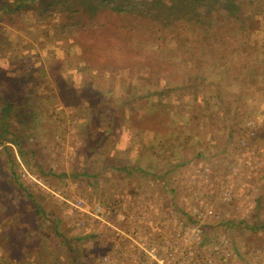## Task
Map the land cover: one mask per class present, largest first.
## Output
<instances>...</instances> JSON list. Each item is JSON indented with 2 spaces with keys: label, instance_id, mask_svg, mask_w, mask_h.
Wrapping results in <instances>:
<instances>
[{
  "label": "rangeland",
  "instance_id": "374dc122",
  "mask_svg": "<svg viewBox=\"0 0 264 264\" xmlns=\"http://www.w3.org/2000/svg\"><path fill=\"white\" fill-rule=\"evenodd\" d=\"M11 1L0 0V96L8 104L4 118L0 113V264H4L5 225L12 220L11 215L5 220L6 212L13 203L20 222L13 221L14 232L8 234L14 233V241L28 231L26 242L39 246L35 263L40 258L43 264H102L97 238L103 232L111 236L112 229L104 227L102 232L95 220L90 221V229H78L72 202L81 197L91 205L111 201L122 185L180 191L176 173L196 165L209 164L220 180L229 170V161L236 159L231 156L248 118L259 122L253 144L264 150V60L255 63L257 54L264 55V45L247 49L246 59L237 56L233 68L225 67L221 83L216 78L200 80L206 70L216 76L213 65L220 55L216 52L215 63L210 64V58L206 64L213 47L184 49L176 42V32L189 33L174 32L176 23L145 34L148 39L159 38L151 63L149 49L135 60H122L120 41L113 40L107 49L103 41L96 49L98 55L116 56L103 64L90 58L89 52L84 55L82 47L76 51L77 40L99 32L96 24L81 27L72 13L59 17L58 11L65 9L60 6L50 10L52 16L42 17L38 8L31 9L37 0L9 13L5 6ZM167 16L165 11L159 13L163 23ZM228 49L219 46L218 53ZM188 53L194 54L191 61L184 60ZM110 74L115 81L106 77ZM194 81L205 82L193 87ZM169 87L175 90L155 92ZM24 169L35 179L25 177ZM14 174L43 215L34 213L25 190L13 184ZM239 182L233 201H216L230 213L240 209L236 222L210 231L223 230L249 254L252 248H264V176H246ZM247 188L255 190L250 192L251 205ZM254 261L250 259L252 264H264V259Z\"/></svg>",
  "mask_w": 264,
  "mask_h": 264
},
{
  "label": "built area",
  "instance_id": "2783aa9c",
  "mask_svg": "<svg viewBox=\"0 0 264 264\" xmlns=\"http://www.w3.org/2000/svg\"><path fill=\"white\" fill-rule=\"evenodd\" d=\"M259 131V122L248 118L245 134L234 146L231 156L236 159L229 161V170L222 179L218 180L209 164L176 173L175 184L181 189H173L179 193L181 213L178 214L174 206L164 208L168 211L162 213L163 205L150 201L147 198L150 196L93 205L81 197L71 203V212L77 218L76 227L90 229V221L95 220L118 233L113 239L114 251L102 256V264H252L250 259L253 258L256 259L253 263L259 262L264 259V248H252L247 252L250 256L223 230L210 231L234 224L236 211L240 210L237 207L230 213L216 201H233L237 196L236 185L244 177L264 176V150L253 144ZM23 175L32 177L26 169ZM249 190L247 188V200L251 205L250 192L255 190ZM115 212L122 214L123 224L113 220L111 215Z\"/></svg>",
  "mask_w": 264,
  "mask_h": 264
},
{
  "label": "trees",
  "instance_id": "16d2710c",
  "mask_svg": "<svg viewBox=\"0 0 264 264\" xmlns=\"http://www.w3.org/2000/svg\"><path fill=\"white\" fill-rule=\"evenodd\" d=\"M29 1L30 0H13L7 3L5 9L10 13L14 9L17 10L18 8H24L29 5ZM59 6L65 8L63 10L64 12L58 11L56 15L59 17L61 13H72L75 18V23H79L81 27L88 25L92 26L94 24L98 26L97 29H99V32H94L86 36L84 40H77L79 47L76 51H79L80 47H82V53L84 55L89 52L88 56L90 58L94 60L100 59L99 61L102 60L101 63L103 64H110L111 61L114 60L112 58L116 56L114 54L108 56L98 55V50L96 49H99L98 47L101 45L99 42L102 41L104 42L103 46L107 49V44L113 40L120 41V50L123 48L121 54H124V58H121L122 60H135L136 55L140 53L146 55L149 49L153 52V54L149 55L151 58L148 60V63H151V61L155 59L154 53L157 45H159V38L157 39L154 37L148 39L145 34H149L152 28L159 27L157 31H160L163 29V25L167 24L171 26L176 23L174 25L177 28L174 32L178 29H184V32L189 33L181 35L179 31L176 32V35H178L176 42H180L184 49L188 46L194 47V45H196L198 47L203 44L210 48L213 47L214 50L209 48L213 53L208 51L206 64L210 58V64H212V61L215 63V57L220 55L218 57L219 61L213 65L216 76L214 77V74H209L208 70H206L203 72V77L201 74L200 80L208 79V81H213L216 78V80H219L218 83H221L220 80L224 78L223 74H225L226 71L225 67L229 66L233 68L234 66L232 63L237 56L243 58L247 49H255L260 45H264V35H261L264 33L261 32V30H264V0H37L32 5L31 9L38 8L39 14L42 17H46L47 15L52 16L50 10L58 9ZM31 9H27V11ZM162 11L168 14L165 23L161 22L159 18V13ZM153 12H157V14H153ZM192 13L194 14L192 15ZM217 14L219 15L217 16ZM62 19L65 18L62 17ZM214 25H216V28L213 30L212 27H214ZM226 28L228 31L223 32ZM170 39H173V36L170 37ZM111 44L113 45L114 43ZM150 45L151 47H149ZM219 46L228 47L229 51L227 53H218ZM231 46H233V48H230ZM92 49L96 51V53H93L94 51ZM216 52L218 55L215 54ZM193 55L192 53H188L187 55L184 54V60L191 61L190 59H192ZM246 58L247 57H244L243 59ZM259 59L264 60V55L257 54L255 63L259 61ZM137 62L145 64V61L141 59L137 60ZM254 64H252L253 71H257V67L254 66ZM243 65H246V63ZM1 66L2 65H0V67ZM218 67H222L224 72H218ZM237 69L240 71L241 65H239ZM106 77H109L111 80L114 79L115 81L113 74ZM203 82L195 83L194 81L192 85L193 87H197ZM173 90H175V87H169L168 89L162 88L155 90V92L164 94ZM149 94L150 92L146 93V95ZM6 101L4 96H0V113L3 118L4 108L8 105ZM13 141L17 142V138H13ZM14 183L25 190L15 174L13 176V184ZM25 192L28 199L34 204V213L38 216L40 214L43 215V210L38 203H36L32 194L27 190H25ZM6 213L7 216L5 220H8L9 215H11L12 220L11 223H7V226L5 225L6 228L4 230L6 231L4 232V248L6 250L1 248L3 250L2 252H4V264H26L30 260H32L34 264H43V260L40 258H38L37 263L34 261L36 258L34 252L39 246H37L34 241H31V244L26 242L24 236L29 235L28 231L25 232L24 236H22V234L18 235L17 239L14 241L12 239L14 238V233H12V236L8 234L9 230L13 229L14 232L12 222L14 221V224H16V221L20 222V215L17 213V208L14 203L11 204V207ZM237 223H240V220H238ZM54 229H57L56 225ZM5 235L7 236L5 237ZM9 239H11L12 245L9 244ZM2 242L3 239L0 238L1 246ZM7 243L8 245L6 246ZM40 245H42V243ZM19 252H21L23 256L19 254Z\"/></svg>",
  "mask_w": 264,
  "mask_h": 264
},
{
  "label": "crops",
  "instance_id": "0c3cea01",
  "mask_svg": "<svg viewBox=\"0 0 264 264\" xmlns=\"http://www.w3.org/2000/svg\"><path fill=\"white\" fill-rule=\"evenodd\" d=\"M174 190L175 189L155 190L154 188H149L147 186L141 188V187H131V186L122 185L118 187L117 190H114V196L111 201L114 203L115 200L126 199V198H131V199L136 200L137 196L139 195H142L145 197L150 196V197H147V198H150L149 199L150 201H157L159 204L163 205V207H161L162 213H165L168 210H165L164 208L173 207V206L175 208H179V206L181 207V200L180 199L178 200V197L172 198V196L175 193ZM111 201H106V202L108 203ZM174 203L176 206L174 205ZM119 212L113 213L111 217L113 218L114 221L119 222V224L121 225V223L123 224V220H122V214H119ZM100 230L103 232L104 227L100 226ZM117 234L118 233L115 230H112L111 236L110 234L108 235L103 232L100 235L101 238H97V244L99 245V247H101L100 249H102L101 257L106 253L114 251V247L112 244H113V239L115 240V238L117 237Z\"/></svg>",
  "mask_w": 264,
  "mask_h": 264
}]
</instances>
